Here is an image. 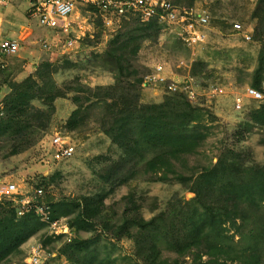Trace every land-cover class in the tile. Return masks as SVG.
Masks as SVG:
<instances>
[{
  "label": "rangeland",
  "instance_id": "rangeland-1",
  "mask_svg": "<svg viewBox=\"0 0 264 264\" xmlns=\"http://www.w3.org/2000/svg\"><path fill=\"white\" fill-rule=\"evenodd\" d=\"M170 1L209 12L205 43L190 47L176 30L160 22L148 28L151 20L141 21L134 14L108 16L91 5L79 6L68 33L41 26L37 17L29 15V0H9L0 7V40L19 42L15 53H0L4 93L0 121L7 117L9 94L26 79H35L46 92L42 98L37 94L31 103L46 111L51 107L48 123L41 126L34 121L27 136L3 130L6 122L1 124L0 179L15 182L26 196H33L35 188L41 187L42 195L36 199L49 205L53 216L67 218L72 225L70 242L49 234L46 224L30 212L28 230L12 241L11 251L0 258V264H26L28 252L36 246L42 249L40 264H143L138 242L182 239L186 217L200 205L194 189L204 167L225 166L221 183L236 176L235 169L248 178L250 171L264 167V124L251 118V111L264 100L246 95L261 45L255 38L262 19L255 15L257 0ZM234 23L241 28L237 30ZM68 38L74 39L72 49L63 46ZM121 44L127 47L117 63L114 48L120 49ZM159 65L163 68L159 75H165L168 83L151 79ZM261 78L264 80V72ZM172 81L177 90L169 88ZM188 90L194 91L190 98ZM237 93L244 97L239 109L233 103ZM53 94L51 105L43 101ZM169 99L190 102L194 116L187 127L205 135L197 151L187 156V165L178 167L190 177L184 183L158 180L145 173L146 160L161 149L144 142L134 144L138 116L146 111L142 105ZM75 109H79L76 114ZM128 116L129 136L119 137L117 142L112 138L114 130ZM70 118L75 120L69 122ZM57 132L71 140L74 154L52 161L50 136ZM200 191L207 196V191ZM85 196L103 198L101 212L87 228L75 221L80 210L77 203ZM13 205L0 200V220L11 215ZM132 208L146 219H157L155 227L142 232L135 243L125 234L117 235L125 212ZM244 213L245 220L237 221L241 227L226 223L225 233L241 249H256L264 264V209L248 207ZM188 259H180L179 264H189Z\"/></svg>",
  "mask_w": 264,
  "mask_h": 264
},
{
  "label": "trees",
  "instance_id": "trees-1",
  "mask_svg": "<svg viewBox=\"0 0 264 264\" xmlns=\"http://www.w3.org/2000/svg\"><path fill=\"white\" fill-rule=\"evenodd\" d=\"M255 15L262 18L259 20L255 36L261 45L252 86L259 87L263 80L261 73L264 72V0H257ZM155 23H157L155 20H151L148 28L153 27ZM121 45L120 49L114 46V58L117 63L121 62L127 47L125 44ZM137 47L132 49L133 53L136 52ZM118 49L123 51L119 52ZM140 80L139 78L138 81ZM45 93L43 87H40V83L35 79H26L23 83L15 86L5 103L7 117L4 121H0V126L6 122L3 130L9 128L16 134L27 136L26 132L34 121H39L38 125L41 126L47 124L51 107L46 111L45 108L36 106L30 101L37 94H40L39 96L42 98V94ZM55 96V94L47 96L43 101H47L51 105ZM142 107L146 111L138 116V136H135L134 144L144 142L161 149L160 152L146 160L144 172L153 174L158 180L176 179L184 183L190 177L180 171L178 167L187 165V156L197 151L205 137L199 129L190 130L187 127L194 116L191 103L186 99L181 101L169 99L166 102L145 104ZM78 111L79 109H75L74 113L76 114ZM72 118L68 121L71 122ZM251 118L253 121L264 124V104L251 111ZM74 120L75 118L72 119V121ZM118 121L120 120H115V122ZM130 123L131 120L128 116L118 125V130H114L112 138L118 142L119 137L129 136V129L126 126ZM24 143L28 144V141L24 139ZM16 151L17 148H13V152ZM226 158L228 159V157ZM224 170L225 166L220 169L218 164H215L211 167H204L200 172L196 182L197 189H194L196 191L195 199L200 202V205L194 206L193 211L186 217L185 234L182 239L170 243L151 239L143 245L138 242V255L143 264H179V260L186 257L190 260L189 264H208L209 262L263 264L261 255L256 249L248 251L234 244L231 236L225 233L227 230L225 224L230 223L239 228L241 225L237 221L245 220L244 210L246 208L264 209V167L250 171L248 178L242 177L243 174L239 168L235 169L238 174L221 183L219 178ZM200 189L207 191L206 197ZM212 200H217L216 205L208 204ZM7 203L11 204L9 201ZM77 205L80 210L75 221L79 227L87 228L94 225L101 212L103 198L101 196H85ZM11 212V215L4 216L3 220H0V258L11 251L12 241L25 229L28 230L30 224V213L22 214L16 220L17 208L14 205ZM124 218L117 235L125 234L134 243L142 232L149 228L153 229L157 222L155 217L146 219L136 208L125 212ZM19 224H21L20 227ZM156 228L160 231V227ZM132 233H136V235H131ZM23 239L17 240L15 246Z\"/></svg>",
  "mask_w": 264,
  "mask_h": 264
},
{
  "label": "built area",
  "instance_id": "built-area-1",
  "mask_svg": "<svg viewBox=\"0 0 264 264\" xmlns=\"http://www.w3.org/2000/svg\"><path fill=\"white\" fill-rule=\"evenodd\" d=\"M9 0H0V7L6 6ZM80 5H91L108 16H125L134 14L141 21L155 20L163 26L176 30V35L188 46L196 47L205 43L208 35L210 14L205 9L196 11L193 7L179 6L170 0H29V15L37 17L39 24L47 29L68 33L72 28V16L78 11ZM239 30L240 24L234 23ZM250 38V36H246ZM45 48H50V43L42 40ZM65 48L74 47V39L68 38L63 44ZM19 49V42L15 39L3 38L0 40V53L12 54ZM156 74L151 79L167 82L166 76L159 75L162 66L157 67ZM157 77V79H156ZM169 88L177 90V83L172 81ZM184 88V87H183ZM186 90V89H185ZM187 92V90H186ZM194 91L188 90V97ZM190 93V94H189ZM246 95L254 100H264V80L259 87L250 86L246 89ZM243 95L236 94L233 99L234 107L241 108ZM4 112V93L0 83V114ZM71 140L61 133L50 136L48 154L52 161L70 158L74 154V146ZM41 187L35 188L33 196L21 195L15 182L0 179V200H6L14 204L17 214L32 212L44 222L49 234L65 237L72 240L71 225L67 218L52 215L49 205L41 203L36 198L42 195ZM26 264H40L42 249L36 246L28 252Z\"/></svg>",
  "mask_w": 264,
  "mask_h": 264
}]
</instances>
